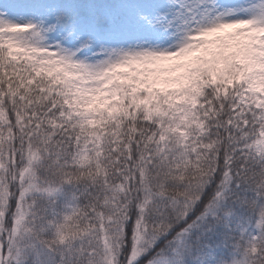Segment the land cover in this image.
Wrapping results in <instances>:
<instances>
[{"label": "snow or ice", "instance_id": "6c2138e0", "mask_svg": "<svg viewBox=\"0 0 264 264\" xmlns=\"http://www.w3.org/2000/svg\"><path fill=\"white\" fill-rule=\"evenodd\" d=\"M0 264H264V0H0Z\"/></svg>", "mask_w": 264, "mask_h": 264}]
</instances>
